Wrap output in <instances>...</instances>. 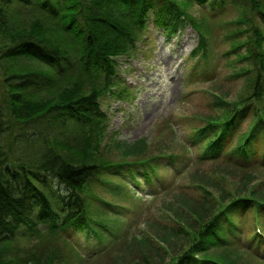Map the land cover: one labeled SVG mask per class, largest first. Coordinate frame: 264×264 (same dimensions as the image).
Listing matches in <instances>:
<instances>
[{
    "label": "trees",
    "instance_id": "trees-1",
    "mask_svg": "<svg viewBox=\"0 0 264 264\" xmlns=\"http://www.w3.org/2000/svg\"><path fill=\"white\" fill-rule=\"evenodd\" d=\"M209 1L0 0V264H69L50 249L44 253L23 252L15 246L19 242L31 248L35 242L48 244L46 238L59 241L60 232L69 227L105 235L106 227L117 224L102 207L94 210V216L91 201L83 197L92 179L100 176L105 166H112L96 153L104 129L100 116L94 115L100 110L98 100L109 89L107 81L114 72L115 59L137 48L150 15L168 34L190 24L199 34L192 55L208 60L211 29L205 20L196 21L190 9L193 4ZM246 1L251 13L264 21V5L259 0ZM248 22L246 5L236 23ZM244 32L251 34L242 39ZM230 37L232 49L245 47L238 59L252 61L251 69H240V74L249 78L251 93L242 98L246 104L234 116L228 119L232 111L227 110L223 121L208 120L205 130L225 128L223 136L215 132L208 138L206 153L213 160L227 135L253 108L250 98L256 101V122L242 140L248 147L243 150L241 145L237 152L250 159L249 148H255L260 139L264 143V114L260 112L264 99V33L258 26H237ZM22 146L33 151L20 150ZM125 156H133L132 161L141 166L154 162L152 156L138 154L133 147ZM132 161L124 160L122 166ZM118 166L116 163L114 168ZM245 166L235 169L254 167ZM201 188L206 198L195 209L204 214L193 212L190 223L177 222L185 228L170 230L162 240L155 236L158 247L151 246L152 238L145 239L142 250H161L169 258L166 264H240V258L232 256L238 243L233 214L264 208V189L253 185L215 195ZM259 232L256 236L264 243V235ZM128 237L120 243H130ZM176 239H185L187 245L174 254L171 246ZM135 241V245L140 242ZM217 250L224 252L213 255ZM37 253L43 256L38 258ZM143 258L141 264H163L166 259L155 262L144 252Z\"/></svg>",
    "mask_w": 264,
    "mask_h": 264
},
{
    "label": "rangeland",
    "instance_id": "rangeland-1",
    "mask_svg": "<svg viewBox=\"0 0 264 264\" xmlns=\"http://www.w3.org/2000/svg\"><path fill=\"white\" fill-rule=\"evenodd\" d=\"M259 1L264 5V0ZM246 5L249 22L237 24ZM190 13L196 21L205 20L211 29L208 60L192 55L199 34L190 24L168 34L150 15L137 48L115 59L114 72L107 81L109 89L98 100L100 110L94 115L100 116L104 129L96 153L112 166H105L102 174L92 179L83 197L91 201L94 216V210L102 207L117 224L106 227L105 235L100 236L69 227L60 232L59 241L46 238L48 244L35 242L32 248L19 242L15 249L43 253L50 249L69 264H141L144 252L155 262L166 258V264L169 258L161 250H142L145 239L152 238L151 246L158 247L155 236L162 240L170 230L185 228L177 222L190 223L193 212L204 214L195 209L206 198L201 186L215 195L253 185L264 189L263 140L249 148L250 159L237 152L241 145L243 150L248 147L242 140L256 122L255 99L250 98L253 108L227 135L217 159L208 156L206 145L215 132L223 136L225 128L205 130L210 118L223 121L227 110L232 111L228 119L242 110L246 104L242 98L251 93L249 78L240 74V69H251L252 61L238 59L245 47L232 49L230 32L237 26L254 25L264 33V21L251 13L246 0H210L204 5L193 4ZM250 34L244 32L241 37ZM262 48L264 51V44ZM260 107L264 114V99ZM132 147L138 154L152 156L154 162L137 165L133 156H125ZM19 149L33 151L28 146ZM124 160L132 162L122 166ZM116 163L120 166L114 168ZM243 165L254 167L235 169ZM246 175L251 179H245ZM258 209L233 214L238 243L232 256L239 257L240 264H264V243L256 236L258 230L264 235V208ZM125 236L131 238L130 243H120ZM135 240L140 242L135 245ZM66 241L72 247L64 246ZM176 242L171 246L174 254L187 245L185 239ZM43 253H37L38 258Z\"/></svg>",
    "mask_w": 264,
    "mask_h": 264
}]
</instances>
